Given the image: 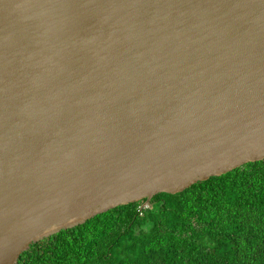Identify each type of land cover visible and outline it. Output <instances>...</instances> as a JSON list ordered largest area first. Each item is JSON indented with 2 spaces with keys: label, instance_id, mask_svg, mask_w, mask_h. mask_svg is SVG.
<instances>
[{
  "label": "water",
  "instance_id": "water-1",
  "mask_svg": "<svg viewBox=\"0 0 264 264\" xmlns=\"http://www.w3.org/2000/svg\"><path fill=\"white\" fill-rule=\"evenodd\" d=\"M262 160L264 0H0V264Z\"/></svg>",
  "mask_w": 264,
  "mask_h": 264
},
{
  "label": "trees",
  "instance_id": "trees-1",
  "mask_svg": "<svg viewBox=\"0 0 264 264\" xmlns=\"http://www.w3.org/2000/svg\"><path fill=\"white\" fill-rule=\"evenodd\" d=\"M97 215L16 264H264V160Z\"/></svg>",
  "mask_w": 264,
  "mask_h": 264
}]
</instances>
